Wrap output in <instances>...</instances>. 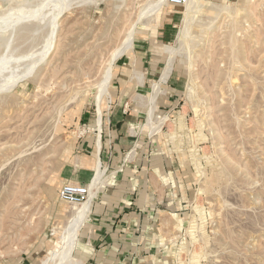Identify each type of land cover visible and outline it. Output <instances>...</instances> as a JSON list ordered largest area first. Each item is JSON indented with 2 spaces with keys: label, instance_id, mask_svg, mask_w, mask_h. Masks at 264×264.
Masks as SVG:
<instances>
[{
  "label": "rangeland",
  "instance_id": "obj_1",
  "mask_svg": "<svg viewBox=\"0 0 264 264\" xmlns=\"http://www.w3.org/2000/svg\"><path fill=\"white\" fill-rule=\"evenodd\" d=\"M171 5L0 0V264H42L72 233L77 215L59 190L93 180L80 159L95 154L80 144L96 131L109 70L103 123L114 108L128 112L129 135L131 123L151 122L125 153L148 160L166 264H264V0ZM167 8L181 16L177 35L187 25V42L170 53L161 45L162 72L118 103V68Z\"/></svg>",
  "mask_w": 264,
  "mask_h": 264
},
{
  "label": "crops",
  "instance_id": "obj_2",
  "mask_svg": "<svg viewBox=\"0 0 264 264\" xmlns=\"http://www.w3.org/2000/svg\"><path fill=\"white\" fill-rule=\"evenodd\" d=\"M180 19L179 12L171 8L164 11L161 23L154 29L141 28L135 41L134 59L126 58L117 70L118 103L131 92L149 85L162 72L166 53L160 46L176 38ZM136 72L144 74V85L139 84ZM172 79L173 85L176 80ZM127 113L114 108L104 118L98 158L116 177L115 184L104 195L99 193L82 232L77 254L84 264H166L167 250L156 220L161 204L145 171L148 160L137 155L130 159L125 153L137 142L134 143L136 137L125 130ZM97 133L98 130L90 132L81 141L83 151H95Z\"/></svg>",
  "mask_w": 264,
  "mask_h": 264
},
{
  "label": "bare ground",
  "instance_id": "obj_3",
  "mask_svg": "<svg viewBox=\"0 0 264 264\" xmlns=\"http://www.w3.org/2000/svg\"><path fill=\"white\" fill-rule=\"evenodd\" d=\"M188 30L189 29H188L187 25H184L182 28H180V33L175 38L177 43H179V45H174V44L169 45L168 44V45H165V47H164V45H162L161 48L163 49V51L166 50V52L170 53L173 49L177 48V46L181 47L184 42H187L188 38H186V37H188ZM233 53H232V55H233ZM167 65H169V63ZM107 70H109V69H107ZM110 71L111 70L106 72V81L103 84L102 88L100 89V96L97 100V103L99 106V113H98V118L96 120L97 121L96 122V130H98L97 142H96L95 151H94L96 159H95V161H89V160H86L83 158L80 159L81 165H83V166L87 165L89 168L93 169V171H94L93 180L90 183V185H88V187H90V186L94 187L95 186L97 188V191L94 193V191H92L89 188L90 192L88 195V199L85 202H83L82 204H71L69 206L68 212L77 215L75 223L70 228V231L72 233L68 234L64 238L60 239V241L57 243V245L53 247L50 254L46 258H43V260L41 262L42 264H84L83 260L76 258L74 255L76 250L80 248V240H81V235H82L83 229L87 227V223H88L90 215L93 211V208H92L93 204H94L96 198L98 197L100 190L103 187L112 186L115 183V172H113V171H112V173L109 174L107 179L102 180V177L105 174H108L107 173L108 169H107L106 165L104 166V164L102 163L100 158H98L100 153H101V150H102V140H101V131H102V126H103V118L101 115V108L103 106L102 99H103V97L107 98L106 99L107 101H104L105 102L104 105L106 103L109 104L113 100V97H111V93H110V89H109V85H108L109 80L111 79ZM217 73H218V70H217ZM217 76H218V74H217ZM157 84L158 83H156V85L152 89V91L149 92V94L154 95V97H156L155 95H157V91H158V85ZM204 86L207 87L208 85L206 84ZM161 92H162V90H161ZM154 103H156V102L154 101ZM135 124L131 123V126H130V133L132 135H135L137 133V129H139V131H142V129L149 128V130H150V127H151V122L146 123V124L142 125L141 127L138 125H137L138 126L137 127ZM135 153H136V148H133L128 153V156L133 157L135 155ZM231 161H232V159H231ZM98 179H101L102 181L98 182ZM54 258L56 259V261L51 263V261L54 260ZM65 261H66V263H65Z\"/></svg>",
  "mask_w": 264,
  "mask_h": 264
},
{
  "label": "built area",
  "instance_id": "obj_4",
  "mask_svg": "<svg viewBox=\"0 0 264 264\" xmlns=\"http://www.w3.org/2000/svg\"><path fill=\"white\" fill-rule=\"evenodd\" d=\"M186 0H169L172 5H183ZM89 189L86 185L66 184L59 190V197L69 204H82L88 199Z\"/></svg>",
  "mask_w": 264,
  "mask_h": 264
}]
</instances>
